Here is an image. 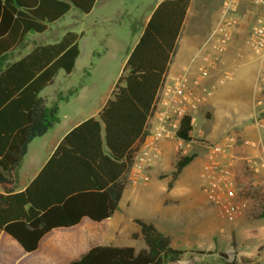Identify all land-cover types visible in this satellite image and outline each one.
<instances>
[{
	"label": "trees",
	"instance_id": "16d2710c",
	"mask_svg": "<svg viewBox=\"0 0 264 264\" xmlns=\"http://www.w3.org/2000/svg\"><path fill=\"white\" fill-rule=\"evenodd\" d=\"M95 1L0 0V60L22 45L28 33L45 32L72 7L88 13ZM189 3H158L98 117L72 127L19 191L18 169L29 143L57 119V107H47L40 91L53 82L59 70L72 71L80 52V34L67 30L55 42L35 44L12 62L0 63V231L24 252L36 250L40 239L53 228L73 226L82 217L100 221L117 208L124 175L137 151L133 145L148 134L145 126L153 115L154 99ZM192 128L191 116L185 115L176 136L189 142ZM194 156L177 152L168 187ZM133 222L139 228L135 236L139 235L141 247L93 245L66 264H177L184 250L173 247L170 237L152 223L139 218Z\"/></svg>",
	"mask_w": 264,
	"mask_h": 264
},
{
	"label": "crops",
	"instance_id": "0c3cea01",
	"mask_svg": "<svg viewBox=\"0 0 264 264\" xmlns=\"http://www.w3.org/2000/svg\"><path fill=\"white\" fill-rule=\"evenodd\" d=\"M161 1L162 0H134V2L138 4L146 3L148 4V7L142 17L143 23L141 30L137 37L133 39V45L128 51H126V55L122 62L126 61L129 52L138 40V37L140 36L153 9ZM223 2L224 0H190L176 41L175 51L169 61L164 77L167 78L182 71H188L190 75H194L201 66L208 69L209 75L203 83L209 87L213 86L212 94L202 105H200L199 108L205 106L219 116L223 115L228 117V121H226L225 125L228 127L229 131H227V134L224 136H232L237 141H235V143L229 148L225 160L232 165L236 176L244 175L245 177V170L249 169L244 165L243 157L251 154L253 150L249 147L243 146L241 141L244 139H251L260 142L264 146V112L259 114V120L261 121L262 126L256 124L254 117L259 110L255 101L257 87L261 84L259 63L255 59L250 46L246 42L250 27L255 16L259 14L260 8L252 2V0H236L234 11L230 13V16L235 18V23L228 29L229 38L224 44H222V50H218L217 47L219 46L218 40L220 32H215L213 35L212 32L217 29V25L224 17ZM94 5L88 13L83 14L92 13ZM63 16L60 19H62ZM72 18L73 19L70 21L69 25L66 24V26H68L67 29L60 34L59 38L67 30H73L80 34L78 40L80 52L75 60V64L81 55V40L90 43L89 56L92 61L89 62L90 66L88 67L89 69H93L95 68L93 67V63L100 61L103 55H105V52L108 51L111 43H113L108 35L109 33L99 31L98 27V24L103 22L102 20L109 19V17L104 16L99 23H93L91 28H87L85 27V24L81 23V21H77L79 18L78 16ZM196 30L204 31V37L199 41L200 43L197 44L194 42V45H190L189 41L192 39L191 37L195 35L194 32ZM30 33H28V35ZM30 44V47L27 49H23L22 45H20L13 51L2 56L0 60L4 62L2 65L19 58L28 52L35 44H41V41L39 40L38 43L32 41ZM99 47L101 48L102 56L100 55V52L97 51V48ZM88 67L86 65L82 66L81 71H86ZM73 70L74 68L70 73H65L63 70H59L57 74L60 72V74H64V77H70ZM220 77H224L223 83L218 82ZM262 83H264V81ZM45 95H47V93ZM45 95L43 96L40 94L43 98L44 104L48 106ZM89 95L90 94L85 92L83 88L74 93L69 92L68 95L66 93V96H68L65 98L66 104L69 105V108L73 109L72 111H74V113H65L66 118L64 117L62 121L57 116L56 121L43 135L31 140L28 145V150L18 169L16 190L19 191L26 187L49 158L57 143L72 127L89 117H98V113L103 104L110 97L111 91L109 97H105V95L102 96L101 100L96 106H94V110L92 111H87L86 108ZM231 96H234V108L227 109L226 105L229 101L228 99L232 98ZM68 99H71V101L68 102ZM224 102L225 106H223ZM58 111L59 109L57 107V113ZM68 118L71 120H68ZM149 128L150 125L146 124L145 130L149 132ZM224 136L219 141H223ZM190 142H188V146L185 148V153L190 154L192 151H195V156L192 161L183 167L180 174L174 181H172L170 187H168V182L170 180V173L173 169V163L176 159L177 152L172 141L162 140L160 142L162 155L151 166L148 172V174L150 173L149 179L147 181L132 183L129 180L127 173H125V184L121 197L118 201L117 208L109 217L100 221H94L89 217H82L80 221L73 226L53 228L40 239L36 250L45 248L51 252L55 251L59 253L70 251L74 254V259H76L91 246L101 244L106 238L111 237L112 235H117L121 226V220L127 214L131 222H133L134 218H139L152 223L159 231H161L164 226L170 228L192 226L194 223L201 221L207 223L209 227H212L214 223L209 218V215L213 206L208 204L201 191V172L203 170V164L206 161V146L198 145L195 147L190 145ZM141 143L142 141L137 140L133 147L138 150ZM197 151H201V153L199 154ZM194 161L197 162L199 178L201 180L199 182L200 193H196V195L190 199L192 202L189 203L188 206L179 205L180 201H177V197L182 191H186L188 188L175 189V182L183 171H185ZM245 166L247 168H244ZM152 176L155 178L151 180ZM245 181L252 185L264 186V178L261 176L256 177L255 174L254 176L249 175V177H245ZM139 203H143L145 206V219L140 215L136 216L132 212V208ZM242 217L246 218V216ZM237 218H241V216ZM254 221L257 222L258 220ZM58 231H61V233L64 232L66 235L65 238L62 239L57 236H52L53 233ZM136 231L139 232L138 229ZM4 234H6L4 231H0V235ZM233 236L234 235H232V237ZM64 243L72 245L64 247L62 245ZM262 247V245H259L256 252L248 256H244L238 251L236 252V255L241 256L244 259H255L257 262L263 256L261 254ZM36 250L31 252H35ZM263 262L264 259L262 263Z\"/></svg>",
	"mask_w": 264,
	"mask_h": 264
},
{
	"label": "rangeland",
	"instance_id": "374dc122",
	"mask_svg": "<svg viewBox=\"0 0 264 264\" xmlns=\"http://www.w3.org/2000/svg\"><path fill=\"white\" fill-rule=\"evenodd\" d=\"M145 7V9H144ZM148 4H138L134 0H97L94 9L90 14H83L75 8H71L62 19L49 25V28L42 34L30 33L26 41L22 44L23 49L30 47V43H52L59 39L60 34L67 29L72 17L78 16L77 21L85 24V27L91 28L93 23H99L104 16L109 19L102 20L99 31L109 33L112 39L108 51L102 54L101 48H97L103 57L97 63H93V69H89V62L92 61L89 56L90 43L81 40V55L74 66V70L70 77H64L60 72L56 75L54 82L45 86L40 94L45 95L47 107L56 105L59 109L57 116L62 119L66 114H73V109L66 104V93L80 91L84 89L90 95L87 101V111L94 110V106L98 104L102 96L109 97L110 91L123 72L125 62H122L126 55V51L133 45V39L137 37L143 23V15ZM100 18V19H99ZM90 23V24H89ZM71 29V28H68ZM195 35L191 37L190 45L200 43L204 37V31L196 30ZM95 59V56H94ZM93 59V60H94ZM1 64L4 62L0 61ZM87 66V70L82 72V66ZM229 98L226 108H234L233 97ZM68 102L71 99L67 100ZM227 101V100H226ZM225 106V102L224 105ZM66 120V119H65ZM68 120H71L68 118ZM228 117L219 116L207 107L203 106L198 109L195 114L193 128L191 130L192 140L190 145L197 147L198 145L206 146L208 143L219 141L229 131L225 125ZM178 152V150H176ZM199 154L201 151H197ZM195 153V151H192ZM244 168H247L246 166ZM150 170V169H149ZM245 170V177L252 175L264 178L263 173L248 172ZM251 173V174H250ZM150 174V173H149ZM128 176V173H127ZM244 175L236 176L237 181V201L241 205V212L233 218L222 216L215 207L212 208L209 218L214 225L209 227L203 221L194 223L192 226H183L177 228L165 227L162 233L171 237L172 246L184 253L177 264H245L244 258L237 256L238 251L244 256L255 253L258 246L262 245L261 254L263 255L259 261L250 259L249 264H261L264 259V186L252 185L245 181ZM155 177L152 176L151 180ZM199 171L197 162L191 163L175 182V189L188 188L182 191L177 197L179 205L188 206L196 193L199 192ZM200 193V192H199ZM198 193V194H199ZM189 199V200H188ZM145 206L139 203L132 208L133 214L140 215L145 219ZM241 216V218H237ZM246 216V218L242 217ZM254 220H258L255 222ZM138 226L130 221L127 215L121 220V226L117 235H112L101 244L112 245H133L139 248L143 245L136 230ZM64 230V229H58ZM118 230V229H117ZM232 235H234L232 237ZM52 236L65 238V233L58 231ZM67 247L69 243L62 244ZM84 247V246H83ZM72 252L59 253L40 248L35 252H24L20 246L11 239L7 234L0 235V264H66L74 259ZM77 255V254H75Z\"/></svg>",
	"mask_w": 264,
	"mask_h": 264
},
{
	"label": "built area",
	"instance_id": "2783aa9c",
	"mask_svg": "<svg viewBox=\"0 0 264 264\" xmlns=\"http://www.w3.org/2000/svg\"><path fill=\"white\" fill-rule=\"evenodd\" d=\"M236 0H224V17L217 25L214 32H220L218 50H222L229 38V27L235 23V18L230 16L234 11ZM260 12L255 16L246 38L253 55L259 63L261 84L257 87L256 105L259 110L255 114V121L262 126L259 114L264 112V0H252ZM206 67H199L197 73L190 75L182 71L170 77H164L159 86L155 99L154 111L149 120V132L142 141L140 148L127 173L132 183L145 182L149 179V169L162 155L160 142L172 141L174 147L181 154L185 153L188 142L176 136L180 120L185 115L191 116L193 124L195 114L200 105L212 94L213 86L209 87L204 82L208 76ZM224 77L218 79L223 83ZM237 141L232 136H224L223 141L208 143L206 145V161L201 172V191L208 204L215 207L222 216L233 218L241 212V205L237 201V181L232 165L225 160L229 148ZM190 142V141H189ZM241 144L249 147L253 152L243 157L244 165L251 172L264 173V146L255 140L244 139Z\"/></svg>",
	"mask_w": 264,
	"mask_h": 264
}]
</instances>
